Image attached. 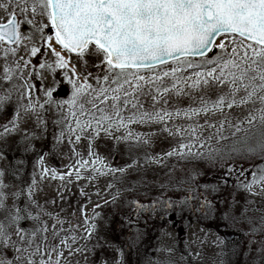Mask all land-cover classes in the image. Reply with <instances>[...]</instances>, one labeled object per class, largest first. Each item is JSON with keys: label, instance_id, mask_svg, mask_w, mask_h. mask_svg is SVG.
<instances>
[{"label": "snow or ice", "instance_id": "1", "mask_svg": "<svg viewBox=\"0 0 264 264\" xmlns=\"http://www.w3.org/2000/svg\"><path fill=\"white\" fill-rule=\"evenodd\" d=\"M0 10L6 13L0 22V50L5 61L2 81L9 85L6 94L0 95V111L11 106L13 112V118L0 125V138L7 141L19 130L21 109L36 114L37 105L44 108L55 102L54 93L59 86L56 68L66 70L65 79L72 85V96L63 103L75 122V127L71 124L67 127L68 140L77 159L68 172L59 176L60 180L67 177V183H71L111 176L119 181L128 169L140 164V158L131 155L133 150L150 148L152 137L156 135L133 132L132 125L160 126V131L167 134L165 139L181 138L178 147L164 152L163 156H150L145 152L146 164L161 165L165 158L174 156L203 159L206 154L193 152L192 148L197 143L204 148L198 129L205 125L190 123L185 129L174 125V118L183 116L192 121L193 117L207 118L233 108H247V115L236 124L225 116L219 127L211 122L206 126L215 128L220 140L228 139L221 134L226 123L235 132L245 133L242 140L238 138L232 143L227 155L259 154L264 158V0H2ZM25 27L27 34L23 31ZM22 48L28 59L20 55ZM45 49L55 58L54 62L37 60L32 64L31 58L38 54L45 56ZM66 53L75 54L85 69L88 59L95 58L98 63L94 62L93 66L106 69L102 77H95L100 86L93 87L89 83L91 73L82 77L71 66ZM37 65L40 69H49L53 78L52 87L45 89L43 104L39 97L33 101L35 85L29 82L31 76L24 77L25 70L31 67L35 71ZM68 71L72 75H68ZM16 80L21 82L19 98L27 100L26 105H12V89L18 87ZM189 89L200 94L198 106L169 110L170 94L178 98L191 97ZM85 103L91 105V109H86ZM60 107L57 102V108ZM77 112L86 119H77ZM245 123L247 128L242 127ZM63 137L61 132L58 142ZM185 139L190 143L183 142ZM81 142L85 145L83 153L75 147ZM121 145L131 162L111 167L106 161L117 158ZM224 155V149H213L207 153V158ZM40 163H43L42 157ZM41 172L45 177L49 174L43 167ZM5 174L0 170V264H79L70 259L77 255L87 262V241L99 229L96 224H89L86 206L81 205V223L65 229L63 225L69 221L46 212L34 199L35 179L26 193L29 203L16 204L24 193H13V204L9 206L4 189L10 185L3 182ZM51 178H57L54 171ZM257 184L264 190V168L259 175L253 173L251 183L243 187L251 192ZM80 191L81 195H86L83 188ZM96 195L99 196V192ZM115 200L116 196L113 202ZM33 207L38 209L35 214ZM214 210L209 207L206 215ZM44 215L53 220L51 225L42 219ZM99 215L93 212V218ZM25 220L33 221L36 226L22 227ZM81 227L83 235L71 234ZM80 240L85 243L80 244ZM97 246L105 247L97 240L92 251ZM99 264L108 262L99 260Z\"/></svg>", "mask_w": 264, "mask_h": 264}, {"label": "rangeland", "instance_id": "2", "mask_svg": "<svg viewBox=\"0 0 264 264\" xmlns=\"http://www.w3.org/2000/svg\"><path fill=\"white\" fill-rule=\"evenodd\" d=\"M5 17L6 13L0 10V22ZM23 31L27 34L28 29L25 27ZM44 51L46 52L45 56L38 54L37 57L31 58L32 64L35 65L37 60L41 62L47 60L49 63L54 62L55 58L50 53H47L46 49ZM215 54L218 55L219 51L217 50ZM20 55H24L25 59L29 58L23 48L20 50ZM66 55L71 60V66H74L82 77L87 75V73H91L92 75L88 77L89 83L93 87L100 86L97 84L95 77H102L106 69L94 67V62L98 63L95 58L88 59V67L85 69L83 63L77 60L75 54L66 53ZM208 55L213 56V53ZM196 59L199 60L201 58ZM4 63L3 52L0 50V95L6 94L9 88V85L2 81ZM9 64L15 68L11 61H9ZM65 72L66 70L64 69H55V77L59 85L58 90L54 93L55 102L51 105H45L44 108H40L37 105L36 114L25 113L21 109L19 130L9 136L7 141L0 138V153H3L0 156V170H4L6 173L3 178L4 184L10 185V187L4 189L8 195L7 204L9 206L13 204V193H24L15 201L16 204L23 206L29 203L26 196L29 187L24 189L23 185L18 182L22 181L23 176L20 177L15 171L18 167L16 160L20 161L21 166H23L25 161L30 160L28 167H31V170L27 173L25 172V176L27 178L30 177L32 181L35 179L36 184L33 188L34 199L46 212L51 213L53 216L58 214L61 220L69 221V223L63 225L65 229H68L81 223V205H85L89 224L98 226L99 232L94 234L91 240L87 241V262L80 255L70 257V259L79 261V264H92L93 261H97V264H99V260H105L108 264H124L122 248L113 234L114 227L112 226L115 225L114 223L124 219L127 223H131L130 225L146 226L151 224L154 215L155 219H159L161 213L135 212L137 211L136 207H134L137 205L136 203L140 202L139 204H144L143 206L145 207L149 203H153L152 197H135L131 201L132 206L128 207L130 209L128 211L125 210L128 205L126 203L119 202L114 208H107V205L113 201L114 196L118 197L124 193H132L135 190L140 191V188L142 192H145L146 189L150 190L154 185L164 183L162 182L163 180L159 179V174L166 167L172 165L178 170L175 173L176 178L173 179L176 185H164L165 189L169 190L160 193V196L167 202H173L174 205H171L173 206L172 211L167 213L166 222L160 226L157 236L153 237L156 241L153 252L155 255L150 258V264H223V254L226 249V242H228L225 240V236L230 237L231 234L234 235L231 241L238 237L240 244L243 245V250L251 251L257 249V251L264 253V241L259 243L262 236L257 234L246 223H240L239 219L244 217L245 213H251V211L264 213V190H262L261 186L257 184L252 188L251 192L243 187L245 183H251L253 173L260 174V172L255 171L253 167L255 164L235 160L215 164L213 167L206 169L202 167L203 161L207 159V153L226 143V140H220V135L216 134L215 128L206 126L207 123H216L217 127H219V122L223 121L225 116H227L232 124H236L247 115V108L225 109L222 114L217 113V115L207 118L201 115L193 117L192 121L186 120L183 116L174 118L173 124L182 126L185 129L188 128L190 123L193 126L196 123L205 125L203 129H198L201 137L200 143L204 144V148H200L199 143L192 148L193 152H204L206 155L203 159L198 157L181 159L174 156L165 158L161 165L146 164L143 161L145 152L150 156H163L164 152L178 147L182 142L181 138L180 136H171L165 139L167 134L160 131V126L132 125L133 132H151L156 134L152 137V146L150 148L133 150L131 155L140 158L138 166L128 169L119 181L114 180L111 176H99L95 180L82 179L78 182L73 180V182L67 183V177L65 180H60L59 176L70 170V166L74 165L77 157L74 155L73 146L68 140L67 125L71 124L75 127V122L73 117L69 115L68 106L63 103L71 98L73 92L72 85L65 79ZM67 74L72 75L70 71ZM29 76H31L29 82L35 85L32 91L33 101L39 97L40 103L43 104L46 100L45 89L52 87L53 78L50 70L47 68L40 69L37 65L35 71L31 67L25 70V79ZM15 82L18 87L12 89V105H26L28 101L20 100L19 98V84L21 82L19 80ZM189 91L192 93L191 97L178 98L174 93L170 94L171 103L168 105L169 110L173 107L187 108L190 105L193 107L198 106L200 94L195 90L189 89ZM57 102L61 104L59 109L57 108ZM145 107H148V105L146 104ZM85 108L91 109V105L85 103ZM37 114L40 117L39 121L37 120ZM12 118L11 106L6 107L4 111L0 112V125L7 124ZM76 118L80 120L86 119L79 112H77ZM242 127L247 128L248 125L245 123ZM61 132L64 133V137L58 142L57 137H60ZM221 134L225 137L231 136L235 138L243 135L244 132L237 133L233 127H229L226 123ZM72 139L74 140V137ZM183 142L190 143L187 139ZM75 147L78 152L83 153L85 151L83 142ZM120 147L121 151L117 158L114 161H106L111 167L126 166L131 162L125 152L124 145ZM10 150L16 155L15 160L7 154ZM41 157L43 160L42 164L40 163ZM42 167L49 170L47 177L42 175ZM230 169L231 171H229ZM53 171L56 174V179L51 178ZM117 175L119 176L120 174ZM156 177H158L157 181L155 180ZM143 178H150L151 180L139 182ZM28 181V179L24 178L22 182L27 183ZM109 184H112L113 187L109 188ZM133 187H136V189L133 190ZM81 188H83L86 195H81ZM213 188L217 190L213 191ZM97 192H99V196L96 195ZM52 201H55V203H52ZM105 201H108V203H105ZM183 201L187 202L191 211L183 208L182 212L178 213L180 208L177 204ZM206 201L208 202L207 204L205 203ZM96 204H100L101 207L96 208ZM133 204L135 205L133 206ZM209 207L215 210L211 215H206ZM31 210L34 214L38 211L34 207ZM114 210L117 213H112ZM94 211L100 213L96 218H93ZM42 219L47 221L49 225L53 223V220L49 219L47 215H44ZM21 226L32 229L36 225L31 220H25L22 221ZM71 234L79 237L84 234V228L81 227L78 231H73ZM181 234L183 236L179 237ZM48 238L51 242V231L48 233ZM13 239H16L15 234H13ZM97 240L104 244L105 247L100 249L97 246L95 251H92L93 245L97 244ZM84 243V240H80V244ZM8 254L9 258H11L12 253L10 250ZM53 258L55 259V256Z\"/></svg>", "mask_w": 264, "mask_h": 264}, {"label": "trees", "instance_id": "3", "mask_svg": "<svg viewBox=\"0 0 264 264\" xmlns=\"http://www.w3.org/2000/svg\"><path fill=\"white\" fill-rule=\"evenodd\" d=\"M2 112V111H0ZM245 133L243 135H239L234 137H228L225 144H221L217 149H224L225 155L222 158L217 159H205L203 161L202 167L204 169L208 167H213L215 164L219 163H225V162H232L235 160H241L245 162L254 163L253 166L256 172H260V169L264 166V158H262L259 154L256 155H240V154H231L227 155L230 146L234 141H236L238 138L243 139ZM10 155L9 157L15 160V154L13 151H8L7 153ZM26 157V156H25ZM24 157V158H25ZM16 163H18V167L16 169V174H18L20 177L23 176L22 181L25 179H28L29 181L27 183H24L22 181H18L20 184L23 185L24 189L31 186L32 179L27 178L25 176V172L27 173L29 170H31V167H28V164H30V160L25 161L23 163V166H21L20 161L16 160ZM30 168V169H29ZM176 168L172 165H169L164 169V171L159 174V179L163 180L162 182L157 185H154L151 187V189H146L145 192H142V189L135 190L132 193H124L116 197L115 202H110L107 205V208L113 207L118 205V203H126L128 204L127 207H125V210H130L128 207H131V201L135 199V197H152L153 203H149L147 206H143L144 204L140 205L136 203L137 205L135 211L136 213H161V216H159V219H155V215L153 216V221L150 225L142 226V225H130L131 223H127L124 219L122 221L118 220L115 225L112 226L113 228V234L116 240L119 242L121 246V250L124 257V264H150L151 259L155 254L154 252V244H155V236H157L158 231L160 230V226L164 225L166 222V215L167 213H170L172 211L174 205L173 202H167L163 200V198L160 196V193L167 192L169 189H165L164 185L169 186V184H172L173 186L176 185V182L173 180L176 178ZM17 175V176H18ZM150 178H143L141 181H150ZM155 180H158V177L155 178ZM158 183V182H156ZM162 184V185H161ZM166 186V187H167ZM143 188V187H142ZM136 189V187H133V190ZM175 189V188H174ZM131 205V206H130ZM180 210H178V213H181L182 209L191 211V208L189 205H187V202L183 201L180 202V204H177ZM106 208V209H107ZM106 212V211H105ZM108 213V212H106ZM112 213H117L116 210H114ZM149 219V218H148ZM240 223H246L248 226L254 229L257 234H260L262 237L260 239L259 243H262L264 241V213H254L251 211V213H245L244 217L239 218ZM140 233L141 236H140ZM183 234H181L179 237H182ZM140 240V243H139ZM223 254L224 257V263L223 264H264V253L255 250H243V245L240 244V239L236 237L233 241L226 242V247Z\"/></svg>", "mask_w": 264, "mask_h": 264}, {"label": "water", "instance_id": "4", "mask_svg": "<svg viewBox=\"0 0 264 264\" xmlns=\"http://www.w3.org/2000/svg\"><path fill=\"white\" fill-rule=\"evenodd\" d=\"M197 58H200V57H197ZM233 238H234V235L233 234H231L230 237L225 236V240L226 241H231V239H233Z\"/></svg>", "mask_w": 264, "mask_h": 264}]
</instances>
